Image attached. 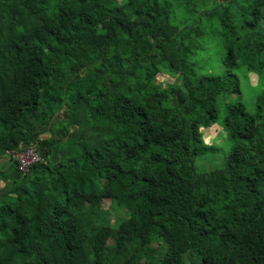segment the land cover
Listing matches in <instances>:
<instances>
[{
	"label": "trees",
	"instance_id": "obj_1",
	"mask_svg": "<svg viewBox=\"0 0 264 264\" xmlns=\"http://www.w3.org/2000/svg\"><path fill=\"white\" fill-rule=\"evenodd\" d=\"M210 21L221 75L193 63ZM240 68L264 79V0H0V264H264V88L219 105Z\"/></svg>",
	"mask_w": 264,
	"mask_h": 264
},
{
	"label": "rangeland",
	"instance_id": "obj_2",
	"mask_svg": "<svg viewBox=\"0 0 264 264\" xmlns=\"http://www.w3.org/2000/svg\"><path fill=\"white\" fill-rule=\"evenodd\" d=\"M204 42L202 44V50L197 53L193 59L195 67L199 70L208 69V73L203 74H213L221 75L225 68L223 66V59L225 55V50L222 41V31L215 21H210L204 23ZM232 73L239 80V92L240 94H234L230 97H221L219 105L226 103H238L241 102L246 107V111L253 114L255 109V98L259 92L264 88V79L259 80L258 76L253 73L246 72L243 68L233 70ZM181 82L176 75H170L168 73H161L158 76V82L160 83H171V82ZM223 118L222 111L219 113V120L216 124L210 126L206 129H201L202 141L205 145H212L218 151L213 155H206L204 161H197L195 163V168L197 172H205L208 170H213L217 168H222L225 163V157L231 150V144L229 143L225 132L222 130L221 120ZM102 214L109 224H114L116 217L109 210V202L103 203ZM163 252L162 245H155V248ZM161 247V248H160ZM192 260L196 263L199 262L198 255L191 251ZM219 255L229 258L231 253L223 248L219 251ZM191 262V260H189ZM188 258H186V264H190Z\"/></svg>",
	"mask_w": 264,
	"mask_h": 264
},
{
	"label": "built area",
	"instance_id": "obj_3",
	"mask_svg": "<svg viewBox=\"0 0 264 264\" xmlns=\"http://www.w3.org/2000/svg\"><path fill=\"white\" fill-rule=\"evenodd\" d=\"M13 157L18 163L19 170L24 173L28 171L30 166L41 161L38 152L33 148L21 152H15Z\"/></svg>",
	"mask_w": 264,
	"mask_h": 264
}]
</instances>
